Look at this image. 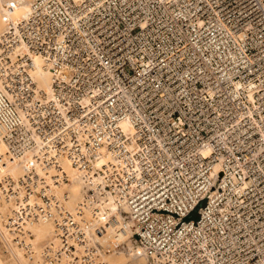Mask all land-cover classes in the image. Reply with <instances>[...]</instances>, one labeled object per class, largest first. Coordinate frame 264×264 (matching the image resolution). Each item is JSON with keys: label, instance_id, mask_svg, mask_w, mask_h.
I'll return each instance as SVG.
<instances>
[{"label": "built area", "instance_id": "obj_1", "mask_svg": "<svg viewBox=\"0 0 264 264\" xmlns=\"http://www.w3.org/2000/svg\"><path fill=\"white\" fill-rule=\"evenodd\" d=\"M0 145L4 225L31 253L50 222L44 261L108 264L101 193L144 264H264V0H30L0 33ZM73 174L101 177L76 209Z\"/></svg>", "mask_w": 264, "mask_h": 264}, {"label": "bare ground", "instance_id": "obj_2", "mask_svg": "<svg viewBox=\"0 0 264 264\" xmlns=\"http://www.w3.org/2000/svg\"><path fill=\"white\" fill-rule=\"evenodd\" d=\"M29 3L30 0H0V33L5 26L4 20L16 19L26 14L29 10ZM32 58L33 63L31 67V73L38 88L36 90V95L38 96L42 93H49V71L41 62L39 55H33ZM0 146L2 149H4V145ZM67 168L69 167L67 166ZM20 172V167L15 160L5 158L4 160L0 161V179L4 175H17ZM100 179V176L94 175L85 180V178H83L80 174H73L71 176V180L63 185L64 191H57V195L60 197L67 195L69 206L72 209H76L83 202L88 187L91 184L100 183ZM98 195L99 196L96 199L98 202L95 203L90 200L88 205L86 204V207L84 208L85 211H83V213L85 212L87 217L97 222H103L101 230L102 234L95 235V238H98L110 250H108L110 253L107 252V254H102L104 260L108 261V263L113 262V264H144L146 258L142 254L141 247L134 239L130 238L131 236L129 231L122 230L120 228L123 217V213L120 209L121 207L109 194L102 195L101 193H98ZM8 204L9 203L7 202V199L5 200L0 197V232L4 239L11 240V232L4 225L6 217L5 212L7 211ZM90 205H96V209L93 210L92 207L90 208ZM103 219H106V221H102ZM26 226L28 228H38L42 232H51L50 234H52L53 225L50 222H28ZM119 245H122V248H118ZM33 246L34 245H32V247ZM16 247H14L15 250L13 249L15 253L14 255L18 261H22L23 256L25 257L26 253L23 255V248ZM123 249H126V251ZM40 262L42 261L40 260ZM33 263L39 264V261H35Z\"/></svg>", "mask_w": 264, "mask_h": 264}, {"label": "rangeland", "instance_id": "obj_3", "mask_svg": "<svg viewBox=\"0 0 264 264\" xmlns=\"http://www.w3.org/2000/svg\"><path fill=\"white\" fill-rule=\"evenodd\" d=\"M5 21V20H4ZM10 212V206L8 205L7 211L5 212V216ZM187 218H196V215L194 213H192L189 217ZM5 222V221H4ZM53 228V227H52ZM1 229V227H0ZM32 231V239H33V247H32V252L28 253L26 252L24 249H22L23 255H25V257L23 256V260L22 261H18L15 257V253H14V247L18 248L19 246L16 245L12 239L11 240H6L3 238L1 232H0V264H38V263H33L35 261H39V264H44V259L42 257V247L43 245L50 239L51 236V232H45V231H40L38 228H29ZM14 247H12V246ZM106 247V246H105ZM122 248V245H119L118 248ZM14 249V250H13ZM34 250V251H33ZM104 254L110 253L108 247L104 248ZM109 250V251H108ZM124 251H126V249H123ZM35 252V253H33ZM37 253V254H36ZM28 254V255H27ZM30 254V256H29ZM41 254V255H40ZM36 255V256H35ZM39 256V257H38ZM33 258V259H32ZM28 259V260H27ZM32 259V261H31ZM37 259V260H36ZM40 260L42 262H40ZM108 263V261H107ZM113 264V262H109L108 264ZM45 264H52L51 262H46Z\"/></svg>", "mask_w": 264, "mask_h": 264}]
</instances>
